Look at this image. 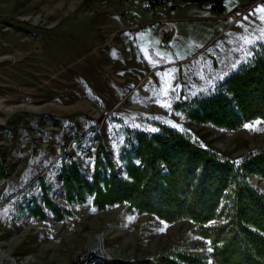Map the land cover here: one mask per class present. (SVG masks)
Segmentation results:
<instances>
[{"label":"rangeland","instance_id":"rangeland-1","mask_svg":"<svg viewBox=\"0 0 264 264\" xmlns=\"http://www.w3.org/2000/svg\"><path fill=\"white\" fill-rule=\"evenodd\" d=\"M224 4L216 15L207 3L154 10L146 0H0V264H102L207 243L192 220L162 222L125 202L97 210L88 200L58 221L16 214L13 199L36 190L42 174L59 184L46 169L76 131L92 149L88 132L102 133L114 156L125 127L154 131L159 122L233 158L264 147L262 119L225 129L174 108L212 90L264 42V0ZM74 145L89 169L91 157ZM248 179L264 193L258 174Z\"/></svg>","mask_w":264,"mask_h":264},{"label":"trees","instance_id":"trees-1","mask_svg":"<svg viewBox=\"0 0 264 264\" xmlns=\"http://www.w3.org/2000/svg\"><path fill=\"white\" fill-rule=\"evenodd\" d=\"M146 1L154 10L207 3L213 14H225L224 0ZM174 108L189 120L225 129L264 120V42L212 90L176 100ZM88 133L96 136L95 148L83 147L82 140L74 146L91 157V167L84 169L70 152L57 156L46 171L54 167L59 184L55 187L44 174L38 176L30 184L36 190L27 186L13 199L16 214L61 221L74 215L73 205L88 200L97 210L125 202L126 211L150 213L162 222L188 218L195 223L191 232L207 243L102 264H264V193L248 179L249 173H256L264 180V147L233 158L187 128L159 122L154 131L125 127L114 156L102 133ZM0 177H6L1 166Z\"/></svg>","mask_w":264,"mask_h":264},{"label":"built area","instance_id":"built-area-1","mask_svg":"<svg viewBox=\"0 0 264 264\" xmlns=\"http://www.w3.org/2000/svg\"><path fill=\"white\" fill-rule=\"evenodd\" d=\"M27 99H29V97H27L26 100H27ZM77 140H79V138H69V140H67V141H68L67 144H66L65 147H64V151L61 152L60 154L63 155V154H66V153L70 152V150H71L72 147H73V143H74L75 141H77ZM70 148H71V149H70ZM100 257H101V256H100Z\"/></svg>","mask_w":264,"mask_h":264},{"label":"snow or ice","instance_id":"snow-or-ice-1","mask_svg":"<svg viewBox=\"0 0 264 264\" xmlns=\"http://www.w3.org/2000/svg\"><path fill=\"white\" fill-rule=\"evenodd\" d=\"M260 11H264V8L260 9ZM261 19H264V17ZM245 43H252V41H249L247 38H245ZM209 251H211V249H209Z\"/></svg>","mask_w":264,"mask_h":264}]
</instances>
